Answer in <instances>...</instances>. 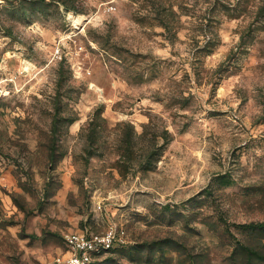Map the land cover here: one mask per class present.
I'll return each mask as SVG.
<instances>
[{"label":"rangeland","instance_id":"rangeland-1","mask_svg":"<svg viewBox=\"0 0 264 264\" xmlns=\"http://www.w3.org/2000/svg\"><path fill=\"white\" fill-rule=\"evenodd\" d=\"M261 221L264 0H0V264L113 223L92 264H233Z\"/></svg>","mask_w":264,"mask_h":264},{"label":"built area","instance_id":"built-area-1","mask_svg":"<svg viewBox=\"0 0 264 264\" xmlns=\"http://www.w3.org/2000/svg\"><path fill=\"white\" fill-rule=\"evenodd\" d=\"M128 242L123 226L110 224L104 231H72L66 234L63 251L56 264H92L99 256Z\"/></svg>","mask_w":264,"mask_h":264},{"label":"trees","instance_id":"trees-1","mask_svg":"<svg viewBox=\"0 0 264 264\" xmlns=\"http://www.w3.org/2000/svg\"><path fill=\"white\" fill-rule=\"evenodd\" d=\"M251 225L256 233V241H240L235 250L239 256L233 260V264H264V221Z\"/></svg>","mask_w":264,"mask_h":264}]
</instances>
